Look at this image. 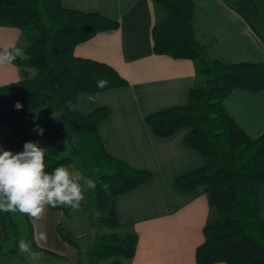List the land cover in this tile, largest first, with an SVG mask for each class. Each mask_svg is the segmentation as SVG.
<instances>
[{
    "label": "trees",
    "instance_id": "1",
    "mask_svg": "<svg viewBox=\"0 0 264 264\" xmlns=\"http://www.w3.org/2000/svg\"><path fill=\"white\" fill-rule=\"evenodd\" d=\"M224 1L245 18L264 42V0ZM152 2L153 52L190 58L197 69V79L184 104L159 109L145 117L149 128L160 137L190 126L184 141L205 156L203 165L174 178L177 189L200 188L209 203L195 261L264 264V218L259 197L264 185V130L254 137L248 135L223 105L224 98L235 88H264V63L231 62L215 55L212 40L196 36L192 0ZM0 25L19 28L24 38L23 45H15L30 58L12 63L36 68L32 77L0 85V122L9 126L20 145L32 141L47 149L48 172L61 165L74 166L96 182V189L87 191L85 206L90 225L95 228L87 264H129L126 260L135 253L138 236L135 231L112 230L126 224L118 218L116 199L148 180L151 172L107 150L98 130L109 114L107 106L84 112L77 107L78 93L122 87L129 81L109 63L74 53L77 42L115 28L119 21L98 11L66 7L61 0H0ZM100 79L108 82L106 87H97ZM16 102L23 105L22 109L15 108ZM37 125L44 129L43 135L34 130ZM104 184L108 185L107 191ZM51 208H61L66 215L69 211L63 206ZM0 219L4 230L0 246L10 245L0 249V264L5 256L18 254L21 239L31 242L36 251L67 258L35 243L28 216L0 212ZM58 228L65 240L77 244L78 236L66 233L60 224Z\"/></svg>",
    "mask_w": 264,
    "mask_h": 264
},
{
    "label": "crops",
    "instance_id": "2",
    "mask_svg": "<svg viewBox=\"0 0 264 264\" xmlns=\"http://www.w3.org/2000/svg\"><path fill=\"white\" fill-rule=\"evenodd\" d=\"M192 22L196 36L213 42L212 50L225 61L264 63V42L230 4L224 0H192ZM66 7L98 11L119 21L115 28L98 31L75 44L74 53L105 61L126 77V86L97 92H80L77 107L88 111L99 105L109 108L98 130L107 150L136 168L151 172L148 180L116 199L117 215L125 231L137 233L135 253L129 264H198L195 248L203 240L209 203L200 188L179 190L174 178L206 162L205 156L184 141L190 126L167 137L157 136L146 123L147 114L186 102L187 92L197 79L190 58L157 54L152 50L155 10L152 0H61ZM23 45L19 28L0 25V50ZM33 66L0 65V85L35 75ZM95 96V102L87 97ZM225 110L254 137L264 130V88L258 91L235 88L223 100ZM0 147L23 151L7 124L0 122ZM260 213L264 218V185L259 190ZM66 214L46 207L40 220H32L33 237L47 234V250L67 255L73 245L59 233ZM83 234L75 235L80 237ZM4 230L0 219V241ZM35 241V240H34ZM36 243V241H35ZM37 244V243H36ZM212 264H229L218 261Z\"/></svg>",
    "mask_w": 264,
    "mask_h": 264
},
{
    "label": "clouds",
    "instance_id": "3",
    "mask_svg": "<svg viewBox=\"0 0 264 264\" xmlns=\"http://www.w3.org/2000/svg\"><path fill=\"white\" fill-rule=\"evenodd\" d=\"M29 58L23 49L15 44L0 50V65ZM107 83L106 80L100 79L97 81V87L104 88ZM87 99L94 103L96 97L89 95ZM22 107L20 102H16V109ZM68 107H73L71 102ZM53 118H57L55 111ZM34 130H38L40 135L44 133V129L39 125ZM46 151L47 149L32 141L25 142L23 151L18 153L0 147V212H18L32 220H40L48 206L79 210L85 199L84 188L93 191L96 189V182L86 178L74 166L70 169L61 165L48 172L45 163ZM102 187L108 190L107 184ZM47 239L44 232L34 237L38 246L46 244ZM18 249L20 253L27 254L33 264L41 259L40 253L32 250L29 241L19 240Z\"/></svg>",
    "mask_w": 264,
    "mask_h": 264
},
{
    "label": "rangeland",
    "instance_id": "4",
    "mask_svg": "<svg viewBox=\"0 0 264 264\" xmlns=\"http://www.w3.org/2000/svg\"><path fill=\"white\" fill-rule=\"evenodd\" d=\"M69 168L71 169L72 167ZM76 169L81 171L85 176V173L82 171L81 168ZM81 183L83 184V182ZM87 191L88 189L85 187V199L82 201L80 209L73 211L69 208L68 214L65 216V219L63 221V229L66 233L74 236L83 234L77 238V244L73 245L71 253L67 255V258L65 260H62L50 256L49 254L36 251L32 248L33 251L39 252L41 255V259L37 261L36 264H87V251L94 241L95 230V228L90 225V220L88 218V210L85 208L88 201ZM90 203L93 213L96 214L95 206L92 204V200H90ZM112 230H115L117 232L125 231L123 227H115ZM8 246H10L8 243H4L0 246V249H4ZM17 253L18 254L14 253L5 256L2 260V264H33V262L27 257V254L20 253L19 249H17ZM102 264H108V261H105Z\"/></svg>",
    "mask_w": 264,
    "mask_h": 264
}]
</instances>
